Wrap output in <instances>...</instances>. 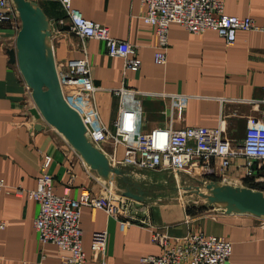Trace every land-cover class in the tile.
I'll return each mask as SVG.
<instances>
[{"label":"crops","instance_id":"crops-1","mask_svg":"<svg viewBox=\"0 0 264 264\" xmlns=\"http://www.w3.org/2000/svg\"><path fill=\"white\" fill-rule=\"evenodd\" d=\"M35 2L49 19L55 63L86 59L94 85L101 88L92 101L80 106L79 112L86 123L95 127L104 125L114 134L121 99L114 91L127 88L144 94L134 106L139 108L141 133L156 127H220L222 136L238 146L250 120L264 127L263 31L238 30L234 42L226 44L214 30L195 34L180 24L171 23L166 61L157 63L153 58L154 26L143 20L146 6L141 0H70L71 6L84 18L106 26L112 37L137 47L141 63L138 69L131 70L125 68L122 58L107 54L104 41L80 38L69 31L67 24H57L58 19L65 18L58 0L54 4L49 0ZM223 10L228 15L251 17L257 24L264 22V0H223ZM16 33L0 24V179L8 189L0 192V221L3 223L0 264H34L42 254L45 263L53 264L67 252L39 241L34 227L39 209L37 202L12 189L35 188L45 154L51 157L48 172L58 195L75 198L81 191L105 195L111 180L101 179L59 132L27 112L26 84L17 66L9 63L7 54V50L15 46ZM100 147L106 155L114 151L115 160H120L124 153L122 144L114 146L107 141ZM246 161L241 155L229 157L228 165L221 168V158L214 157L211 172L195 171L186 177L195 184L218 181L264 192V162H255L258 166L253 175L247 177ZM118 165L113 166L127 178L141 171ZM163 171L168 170L159 172ZM175 184L179 188L178 176ZM165 185L162 182L159 189H143L139 185L143 200L131 206V214L137 221L124 229L120 228L117 218L104 210L82 206L84 264H136L141 257L158 255L161 248L152 241L154 230L171 237H182L193 231L221 237L231 243L227 264H264L260 218L226 213L215 206L195 214L172 186ZM95 231L106 232L103 254L90 248Z\"/></svg>","mask_w":264,"mask_h":264},{"label":"built area","instance_id":"built-area-1","mask_svg":"<svg viewBox=\"0 0 264 264\" xmlns=\"http://www.w3.org/2000/svg\"><path fill=\"white\" fill-rule=\"evenodd\" d=\"M37 1V0H33ZM65 12V18L57 24H67L68 29L80 38L90 37L105 42L107 54L124 60L127 69L136 70L140 66L137 47L127 41L112 37L108 28L84 18L81 12L72 7L70 0H58ZM146 6L143 20L154 26L156 44L154 61L164 63L168 49V28L177 23L188 31L199 34L207 29L217 32L226 44H232L238 30L264 32V22L257 24L251 17L228 15L223 10V0H141ZM0 24L9 26L18 32L21 21L12 0H0ZM58 80L67 103L79 114L80 106L92 101L101 88L94 85L88 61L68 59L56 63ZM27 112L34 107L30 89ZM120 96L118 117L115 121V133L104 125L92 126L86 123L80 114L89 141L101 148L109 141L114 146L122 144V158L115 160L114 151L107 157L112 165L124 164L136 170H169L174 174L184 172L192 175L195 171L211 172L212 158L220 157L221 168L229 163V157L244 156L245 176L253 175L255 162H264V127L257 121L247 124L241 145L233 144L222 136L220 127L185 126L177 129L156 127L147 133L138 130L139 104L143 93L132 89L119 88L114 91ZM96 114V112H95ZM51 162L49 155H43L40 174L32 190L14 188L16 194H25L37 202L39 209L34 219V227L41 243H51L67 252L59 262L53 264H84L85 254L81 243L80 210L82 206H93L104 210L119 220L121 229L131 225L137 219L131 214L129 198L115 195L110 189L105 195H95L87 191L71 198L58 195L53 190V178L48 172ZM7 189L0 179V192ZM10 191V190H9ZM0 228L3 223L0 221ZM264 234V219H261ZM152 241L159 245L158 255L141 257L136 264H227L231 254V243L221 237L208 235L201 231L189 232L182 237H171L154 230ZM106 244V232L95 231L92 234L90 248L103 254ZM44 254L34 264L45 263ZM104 264V263H102Z\"/></svg>","mask_w":264,"mask_h":264},{"label":"water","instance_id":"water-1","mask_svg":"<svg viewBox=\"0 0 264 264\" xmlns=\"http://www.w3.org/2000/svg\"><path fill=\"white\" fill-rule=\"evenodd\" d=\"M12 1L21 25L16 33L15 46L8 49L7 54L9 63L17 66L30 89L34 107L29 109V113L59 132L101 179H114L119 176L120 171L110 163L103 151L89 141L80 114L67 103L62 94L47 15L33 0ZM35 128H40L39 124ZM120 176L125 181V176ZM132 187L136 189L135 193L131 191ZM205 188L208 194H203L198 189L193 192L204 197L209 205L222 208L226 213L249 214L264 219L263 191L218 181L207 183ZM123 194L139 202L143 200V191L136 181L128 182Z\"/></svg>","mask_w":264,"mask_h":264},{"label":"rangeland","instance_id":"rangeland-1","mask_svg":"<svg viewBox=\"0 0 264 264\" xmlns=\"http://www.w3.org/2000/svg\"><path fill=\"white\" fill-rule=\"evenodd\" d=\"M51 2H53V4L55 3L56 0H49ZM29 112V111H28ZM30 114V113H29ZM32 116V115H31ZM33 117V116H32ZM118 165V164H117ZM119 166V165H118ZM136 170V169H135ZM148 170V169H146ZM138 172V170H136ZM128 172H130L128 170ZM142 173H146V175L141 174ZM185 174V175H184ZM120 175H124V173H121L119 176H115L114 179H112L110 181V185L111 187L107 188V190H111L115 195H123V192L125 191L126 185L128 184V182H137L141 188L143 189H159L162 182L166 183V187L172 186V188H174V192L177 196H180L181 198L184 199L185 205L189 208L193 209V213L197 214L199 212H201V209L203 208H212L213 205H209L205 198L202 196H199L198 194L194 193L193 190L194 189H199L200 192H202L203 194H208V190L205 188L204 184H195L193 182H191V180H188L186 175L189 176L188 174L181 172L180 173H176L174 174L171 171H163V172H159V171H155V170H148V171H140V173H135V174H130L131 177H126L125 176V181L123 180V178ZM177 176L180 179V185L179 188L177 187V184H175V180L177 179ZM196 185V186H195ZM186 187H191V188H186ZM134 190V188H133ZM132 192L135 193L136 191L134 190ZM127 198H129V202H131V204L133 202L138 203L139 201L130 198L128 196H125Z\"/></svg>","mask_w":264,"mask_h":264},{"label":"bare ground","instance_id":"bare-ground-1","mask_svg":"<svg viewBox=\"0 0 264 264\" xmlns=\"http://www.w3.org/2000/svg\"><path fill=\"white\" fill-rule=\"evenodd\" d=\"M107 181H109V180H107Z\"/></svg>","mask_w":264,"mask_h":264}]
</instances>
